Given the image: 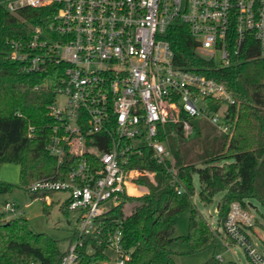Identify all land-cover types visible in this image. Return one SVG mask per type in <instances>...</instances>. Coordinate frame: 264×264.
Masks as SVG:
<instances>
[{
    "label": "built area",
    "instance_id": "built-area-1",
    "mask_svg": "<svg viewBox=\"0 0 264 264\" xmlns=\"http://www.w3.org/2000/svg\"><path fill=\"white\" fill-rule=\"evenodd\" d=\"M0 7L13 15L45 7L53 14L48 28L31 26L26 40H10L8 57L27 72L63 65L48 106L55 123L45 148L58 166L65 154L76 157V163L66 180L42 178L25 190L28 197L41 191L68 193L61 205L77 214L76 235L59 264H78L80 248L91 254L102 244L84 241L99 234L100 219L121 204L129 183L142 174L125 170V158L147 148L159 163L169 159V148L159 138L166 123L191 131V120L203 119L218 133L229 132L231 92L175 64L168 28L184 24L196 53L216 67L230 66L237 57L264 58V0H0ZM211 100L221 103L213 109ZM143 173L152 180V173ZM37 197L51 202L48 194ZM248 208L232 201L223 222L211 224L226 238L227 248L244 249L248 264H264ZM22 212L5 201L1 218ZM102 253L99 264L128 263L120 230L107 233Z\"/></svg>",
    "mask_w": 264,
    "mask_h": 264
},
{
    "label": "trees",
    "instance_id": "trees-1",
    "mask_svg": "<svg viewBox=\"0 0 264 264\" xmlns=\"http://www.w3.org/2000/svg\"><path fill=\"white\" fill-rule=\"evenodd\" d=\"M49 8H24L17 15L0 7V165L19 166V186L24 190L42 178L66 180L76 157L65 154L63 163L46 150L55 120L48 106L60 85L63 65L49 64L43 72H27L21 64L9 59V41L26 40L31 26L48 28L52 21ZM177 66L202 73L225 85L234 102L227 106L229 132L217 133L206 120H191V136L174 123L159 131L160 140L170 151L165 163L152 157L150 150L124 159L125 170L142 174L132 181L146 191L136 196L138 202L129 213L124 202L100 219L101 231L84 243L101 240L93 253L80 248L78 264H99L107 233L120 230L122 244L130 253L127 264H180L173 249L177 241L197 251L215 243L216 237L195 207L194 175L200 183L198 196L207 205L224 192L219 203L218 221L222 223L232 201L246 206L249 199L264 208V58L237 57L227 67H216L200 57L196 42L184 24H175L166 33ZM215 109L220 101L210 102ZM95 158L94 153H88ZM143 172L152 173V180ZM15 185L0 180V193L10 192ZM53 191L31 193L30 197L52 195ZM61 210L68 213L64 204ZM188 211V232L174 236V219ZM76 235L74 231L69 240ZM64 251L58 241L44 232L35 231L21 214L0 218V264H59ZM202 264H234L215 256Z\"/></svg>",
    "mask_w": 264,
    "mask_h": 264
},
{
    "label": "rangeland",
    "instance_id": "rangeland-1",
    "mask_svg": "<svg viewBox=\"0 0 264 264\" xmlns=\"http://www.w3.org/2000/svg\"><path fill=\"white\" fill-rule=\"evenodd\" d=\"M58 101L62 96L57 97ZM184 131V130H183ZM186 137L191 136V131H184ZM218 133V132H217ZM190 135V136H189ZM0 180L11 183L15 187L10 192L0 193V218L1 207L5 201L13 202L22 208V215L28 220L30 226L38 232H44L58 241L59 248L65 251L70 237L73 235L77 225V214L74 212H64L61 210V202L64 200L67 192H54L49 195L51 202L43 198L28 197L26 191L19 186V166L16 163H2L0 165ZM200 183L197 175H194V194L192 201L206 221L210 230L216 237L214 244L197 251H190V245L184 241H177L173 249L179 253L177 259L180 264H202L211 256H222L223 262H232L234 264H248L244 249L235 244L229 248L224 245L226 238L220 233L214 231L211 223L218 220V214L215 212L217 205L221 203L224 192H219L213 197L210 204H203L198 196ZM137 191L128 189L127 193L132 198L125 200L123 209L129 213L132 207L138 202L134 197L138 196ZM249 206L248 211L255 219L254 232L259 237L254 238L258 248H264V208L254 199L246 201ZM249 203L252 205L250 206ZM27 204V205H26ZM219 211V209H218ZM4 218V217H3ZM188 232V211H183L174 219V236H184Z\"/></svg>",
    "mask_w": 264,
    "mask_h": 264
},
{
    "label": "crops",
    "instance_id": "crops-1",
    "mask_svg": "<svg viewBox=\"0 0 264 264\" xmlns=\"http://www.w3.org/2000/svg\"><path fill=\"white\" fill-rule=\"evenodd\" d=\"M128 189L133 190L134 192L136 190L137 191L136 193H137L138 196L142 195L146 191V188L143 185L136 184V183H133V182L129 183Z\"/></svg>",
    "mask_w": 264,
    "mask_h": 264
},
{
    "label": "water",
    "instance_id": "water-1",
    "mask_svg": "<svg viewBox=\"0 0 264 264\" xmlns=\"http://www.w3.org/2000/svg\"><path fill=\"white\" fill-rule=\"evenodd\" d=\"M250 206H252L250 203H249ZM219 206V204L217 205V207Z\"/></svg>",
    "mask_w": 264,
    "mask_h": 264
}]
</instances>
